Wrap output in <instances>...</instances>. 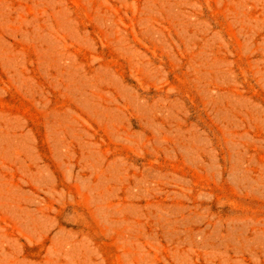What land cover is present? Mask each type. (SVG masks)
Returning a JSON list of instances; mask_svg holds the SVG:
<instances>
[{
    "label": "rangeland",
    "instance_id": "obj_1",
    "mask_svg": "<svg viewBox=\"0 0 264 264\" xmlns=\"http://www.w3.org/2000/svg\"><path fill=\"white\" fill-rule=\"evenodd\" d=\"M0 264H264V0H0Z\"/></svg>",
    "mask_w": 264,
    "mask_h": 264
}]
</instances>
